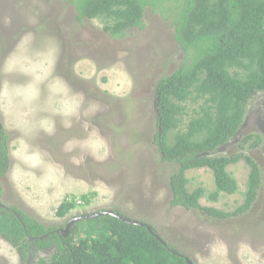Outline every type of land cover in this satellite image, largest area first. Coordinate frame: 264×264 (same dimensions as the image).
I'll return each instance as SVG.
<instances>
[{"label": "rangeland", "instance_id": "rangeland-1", "mask_svg": "<svg viewBox=\"0 0 264 264\" xmlns=\"http://www.w3.org/2000/svg\"><path fill=\"white\" fill-rule=\"evenodd\" d=\"M154 9H146L143 29L114 40L105 21L79 23L76 8L61 0H0V128L9 155L0 202L57 229L80 216L120 213L151 225L192 264H264V93L217 152L258 163L262 187L251 210L219 219L174 207L170 183L180 166L163 162L155 143L156 91L185 54L165 19L171 12ZM185 106L187 124L197 107ZM252 134L261 146L241 150ZM228 171L239 192L218 202L207 200L216 187L210 170L187 172L189 191L206 190L202 207L233 214L244 204L249 167L241 161ZM82 196L90 205L56 216L65 200L82 205ZM0 264L32 262L0 236Z\"/></svg>", "mask_w": 264, "mask_h": 264}, {"label": "trees", "instance_id": "trees-1", "mask_svg": "<svg viewBox=\"0 0 264 264\" xmlns=\"http://www.w3.org/2000/svg\"><path fill=\"white\" fill-rule=\"evenodd\" d=\"M61 1L76 8L79 23L105 21L104 31L114 40L125 38L129 30L143 29L148 7L157 12L154 8L161 5L174 15L165 19L175 27V40L185 58L182 66L158 85L159 132L155 140L162 161L180 166L171 178L172 205L204 210L219 219L250 211L262 187L258 163L242 152L231 157L212 154L238 135L247 105L264 93V0ZM187 103L197 108L184 124ZM2 134L0 128V179L7 173L9 160L7 138ZM261 144V136L252 134L242 139L240 147L255 150ZM241 161L250 170L244 204L233 214L202 207L206 190L189 191L187 172L210 170L216 187L207 200L218 202L222 194L239 192L228 168ZM81 199L82 205L74 198L65 200L56 216L65 218L79 206L90 205L88 196ZM66 227H47L15 208H0V236L19 252L24 263L30 259L32 264H188V257L148 224H129L106 215L76 222L67 237L62 233ZM50 249L54 254L47 256Z\"/></svg>", "mask_w": 264, "mask_h": 264}, {"label": "water", "instance_id": "water-1", "mask_svg": "<svg viewBox=\"0 0 264 264\" xmlns=\"http://www.w3.org/2000/svg\"><path fill=\"white\" fill-rule=\"evenodd\" d=\"M106 215H110V216H113V217H116V218H119L125 222H128L129 224H137V222H133L131 220H127L125 217L117 214V213H114V212H103V213H100V214H96V215H93V216H86V217H81L80 219H83V220H88V219H96L98 217H102V216H106ZM74 222H72L71 224H69L66 228V230L64 231V235L67 236L69 231H70V228H71V225L73 224ZM187 262L188 264H192L191 261H189L187 259Z\"/></svg>", "mask_w": 264, "mask_h": 264}, {"label": "clouds", "instance_id": "clouds-1", "mask_svg": "<svg viewBox=\"0 0 264 264\" xmlns=\"http://www.w3.org/2000/svg\"><path fill=\"white\" fill-rule=\"evenodd\" d=\"M241 129H242V128H241ZM240 131H241V130H240ZM240 131H239V132H240ZM238 134H239V133H238ZM237 136H238V135H237ZM237 136H236V137H237ZM236 137H235V138H236ZM232 140H233V139H232ZM232 140H231V141H232ZM227 145H228V144H227ZM222 148H223V147H222ZM220 149H221V148H220ZM206 155H207V154H206ZM212 155H213V156H214V155H217V152L213 153ZM190 171H193V170H190ZM102 213H103V212H102ZM98 214H100V213H98ZM93 215H96V214H93ZM93 215H88V216H93ZM81 217H86V216H80V217L75 218V219L72 221V222H74L73 224H75L76 222H79V221H86V220L80 219ZM98 218H99V217H98ZM125 218H126V217H125ZM96 219H97V218H96ZM88 220H89V219H88ZM73 224L71 225V227L73 226ZM67 226H68V224H67ZM66 228H67V227H66ZM66 228L62 230L63 235H64V231L66 230ZM70 230H71V228H70ZM69 233H70V231H69ZM69 233H68V235H69ZM68 235H67V236H68ZM64 236H65V235H64ZM67 236H66V237H67ZM53 251H54V250H51V249H50V250H48V252L45 253V254H46L47 256H48V255H53V254H54Z\"/></svg>", "mask_w": 264, "mask_h": 264}, {"label": "flooded vegetation", "instance_id": "flooded-vegetation-1", "mask_svg": "<svg viewBox=\"0 0 264 264\" xmlns=\"http://www.w3.org/2000/svg\"><path fill=\"white\" fill-rule=\"evenodd\" d=\"M0 195H1V192H0ZM0 208L9 209V208L5 207L1 202H0Z\"/></svg>", "mask_w": 264, "mask_h": 264}]
</instances>
